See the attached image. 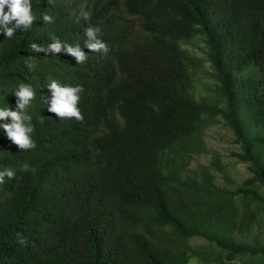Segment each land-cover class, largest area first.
Wrapping results in <instances>:
<instances>
[{
  "label": "trees",
  "instance_id": "1",
  "mask_svg": "<svg viewBox=\"0 0 264 264\" xmlns=\"http://www.w3.org/2000/svg\"><path fill=\"white\" fill-rule=\"evenodd\" d=\"M49 14L98 27L109 51L60 74L83 87L82 122L38 116L43 167L19 172L10 200L36 210L23 222L0 208V264H208L212 244L218 260L264 264L263 235L233 232L264 209V0H52ZM19 48L2 37L0 84ZM219 120L249 170L230 190L215 181L220 156L194 158Z\"/></svg>",
  "mask_w": 264,
  "mask_h": 264
},
{
  "label": "clouds",
  "instance_id": "2",
  "mask_svg": "<svg viewBox=\"0 0 264 264\" xmlns=\"http://www.w3.org/2000/svg\"><path fill=\"white\" fill-rule=\"evenodd\" d=\"M51 1L0 0V41L3 36H14L17 49L20 47L12 57L16 68L6 73V80L0 84V208L4 218L18 212L23 222L33 220L34 205L16 208L10 200L19 184L14 185L18 173L43 167L32 153L34 150L38 154L40 147L47 146V142L35 139L38 116L46 115L44 121H39L41 124L54 118L82 122L79 105L83 87L71 85L60 74L73 76L75 65L79 73L89 50L105 54L109 51L98 38V27L85 31V27L76 28L70 16L50 15ZM82 15L87 19V14ZM84 33L86 38L80 43ZM17 235V243L26 246L27 238ZM212 252L208 254V264L217 259Z\"/></svg>",
  "mask_w": 264,
  "mask_h": 264
},
{
  "label": "rangeland",
  "instance_id": "3",
  "mask_svg": "<svg viewBox=\"0 0 264 264\" xmlns=\"http://www.w3.org/2000/svg\"><path fill=\"white\" fill-rule=\"evenodd\" d=\"M188 47L199 55L203 54L204 43L202 40H198L197 45H188ZM205 65L209 66L208 62H206ZM211 123L212 124H210L206 130V149L202 152L203 154L200 153L202 154L201 156H199L200 154H198L194 158L198 159V161L200 162L208 163L210 157H212L213 154H217L218 156H220V159L223 160V162H225L227 166L225 170L215 172V181L223 189L230 190L237 185V182L239 183L249 174V170L245 169L243 163L235 161L234 157L230 156V150L233 148V145L231 144L230 140V132L227 130L225 125H223L222 120ZM196 164L197 161L192 159V161L189 163V168L195 167ZM257 218V221H254L252 223L251 230L242 231L235 227L233 229V232L245 243H249L259 234H262L264 237V209L260 210ZM262 239L264 240V238ZM190 242L200 245H207V241L203 238H193L192 240H190ZM209 247L213 250L212 256L215 257L217 246L213 244ZM249 254H251L252 257L256 256V254ZM249 254H244L242 256L240 254L231 260H228L225 257H223V259L221 260H211L210 264H244L242 257H247L249 256ZM188 264L202 263L198 259L192 258V260Z\"/></svg>",
  "mask_w": 264,
  "mask_h": 264
}]
</instances>
